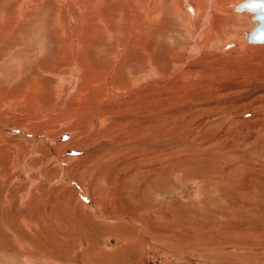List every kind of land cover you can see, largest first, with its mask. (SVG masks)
<instances>
[{
  "label": "rangeland",
  "instance_id": "1",
  "mask_svg": "<svg viewBox=\"0 0 264 264\" xmlns=\"http://www.w3.org/2000/svg\"><path fill=\"white\" fill-rule=\"evenodd\" d=\"M86 1L84 0V3ZM147 1L142 2L143 6L129 2V6L131 3V9H133V6L137 5V9L142 7L143 11L146 12ZM240 1L223 0L228 10ZM12 2L14 0L10 1V3ZM90 2L92 0H88V3ZM102 3L111 9V3H116V0H102ZM160 6L162 14L165 16V23L163 27L160 25L161 23L156 24L155 36L150 37L151 39L159 37V41H163L161 54H155L157 62L154 65L157 75L156 81L164 80L165 82L167 80L168 82L163 84L165 89L160 93L161 98L159 100L147 98L143 107L144 115L149 120L155 119L154 124L157 121L163 125L166 124L165 128H162L164 131L162 129V131L153 130L156 127H149L152 131L147 132L150 134L149 137L145 138V144H132V141L126 143L118 141V138L131 140L124 133L118 134V138L117 133H109L97 139L93 137L94 135L89 136V139H84L82 136L85 135L86 126L83 127L84 130L82 131L79 127L73 129L72 126L68 125L72 122L68 116L52 115L47 117L44 113L32 125L35 128V125L39 124L47 129V136L55 142L52 146L57 152L62 151V148L68 144L70 134L74 138L81 137L76 145L79 150L85 151L94 139L93 145L95 147L90 151L98 149L105 151L106 148L110 147L111 151L104 155L103 159L114 158L108 162L117 164V167L123 171L127 165L144 163L138 172L143 179V189L138 188L136 190L135 188L129 197L130 188L126 187L125 193L128 197H121L113 176L102 180L104 171L99 172L95 168V173L99 172L100 176L96 177L91 185L88 183L73 185V188L79 191L81 185H84L85 188L88 186V198L92 203L86 202L84 207H80L81 205L72 201V195H75L73 192H68L70 194V196L67 195L68 199L57 197L55 187L48 186L49 188L43 189L40 183L44 182V177L37 178L36 184L31 189L21 191L16 189L17 185L12 186L15 191L9 193L12 194L9 195V202L3 201V198L6 191L11 189L4 188V185L2 184V186L0 183V264H148L145 256L147 252H149L148 261H151L152 264H264V43L250 45L243 43L242 46H244L240 48V41L235 38V35L238 33L240 35L243 33L242 31L248 29L251 26V21L247 13L239 14L229 10L228 14L245 16L247 22L243 23L242 26L237 22H234L237 26L225 23V27L223 25L221 29L224 40L215 37V42L213 41L210 46L217 49L229 41H235L234 50L231 49L223 55L220 54L221 57L218 62L195 63L194 71L184 74L190 58L196 57L195 48L193 51L191 50L193 33L188 32V30L194 32L193 25L191 26L189 23L188 29L185 22L186 16L194 17L196 15L194 5L191 3L192 16L190 10L186 8H183L182 13L181 6L175 7L172 0H162ZM220 14L226 15L227 13L221 12ZM111 16L117 17L113 21L119 22L112 24V36L116 41L121 35L120 29L123 30V23L126 24L128 20L126 16L118 17L117 11ZM37 18L36 21L40 25L49 16L45 19L41 16ZM58 25L60 26V21H58ZM44 26L45 29L40 28L39 32H47L48 29H46L45 24L40 27ZM34 27H38V25ZM225 29L226 31H224ZM29 32L27 39L24 35H19L21 43L23 41L31 43L27 46L29 52L26 54H24L25 50L18 54L19 50L16 48L0 50V112L6 107L2 106V98L21 99L17 90L6 97H2V91L9 86L8 80L16 78L19 70L23 72L24 68L28 66L21 73L23 76L25 73L26 75L36 73L35 68L32 72L30 70L35 65V61L40 59L39 57L44 52L52 50V44L49 40H46V44L41 42L42 36L38 34V28L31 29ZM152 40L146 38V52L148 53H151ZM88 42L91 43L93 40ZM96 44L95 40V54L92 53V49L88 48L77 56L78 63L81 65L78 71H75V75H79L80 77H78L82 82L90 79V70L86 69L84 65V59L88 55L95 57L93 64L96 72L95 78L97 77L98 80H101L98 75L102 70H97V68H102L101 63L109 60L106 58L110 55V46L97 48ZM121 50L122 48L118 49L117 57L113 62L119 63L118 54ZM192 52L194 56H191ZM113 54L115 51L111 53V55ZM103 56L106 60H102L100 63ZM175 64L181 68L177 70L181 71L177 76L178 72H173ZM18 66H21V69H18ZM65 66L64 63L60 62V68L64 69ZM134 69V64L126 65V68L122 69L121 76L123 78L119 80L121 86L127 85L130 80L133 82L151 80L149 71L143 70L131 74L130 71ZM170 72H173V75ZM179 75L181 77H178ZM71 77L69 73L63 74L62 80L53 84L57 88H64L68 85V79ZM24 78L27 80L26 77ZM43 80L46 84L43 86L50 87L46 91L44 90L46 96L51 98L53 96L52 90L55 87L52 83L46 82L47 77ZM36 101L38 100L29 101L27 109L22 108L21 105L9 104L7 110H14L15 114L20 115V122L25 123V119L28 117L25 112L32 114L41 111L45 105L47 106L46 102L36 103ZM118 106L117 104L116 108L110 109L109 113L104 116L100 115V117L110 124L112 116L120 114L121 110L129 111L126 106L125 109L123 107L118 108ZM159 122L157 124H160ZM4 123L8 122L4 121ZM168 124L169 126H167ZM9 126L19 128L18 131H25V133L31 132L32 129L26 125L17 127L9 124ZM25 133L23 134L24 138ZM10 135L9 133L7 136L10 137ZM23 137L15 141L19 161L24 159L23 156L29 149V145ZM170 138L171 140L167 143H162ZM27 139L30 141L29 138ZM40 144L35 146H40L38 151H35L38 156L48 152L47 146ZM187 146L190 148L188 149ZM194 150L208 151V157L204 159L203 163L201 162V165L193 164L198 160L197 158L194 159L193 165L186 163L182 164L181 167L166 165L172 161L166 162L169 158L179 156L181 159L184 154ZM104 151L95 153L97 165L104 162L103 159H99ZM9 159V157H3V163L7 164ZM47 159V166L54 163L51 162L52 158L48 157ZM227 162H233L234 165L223 172L222 166ZM28 164L32 169H36L34 161ZM156 165L173 168L172 174L169 172L158 176L162 169L158 171L152 167ZM244 165L246 166L244 167ZM108 167L111 169L108 170L114 174L119 173V170L115 171L110 166ZM48 169L51 167L48 166ZM34 170L31 171L33 175ZM4 173L8 176H6L8 186H10L11 181H14V178H16V182H22L18 171L10 173L5 170ZM174 173L176 175H173ZM203 173L209 175L203 180L196 178ZM53 175L57 182L50 178L52 185L70 184L69 186H71L69 182L63 183L57 174L50 176ZM213 177L215 178L212 179ZM158 179L160 182L154 187L153 185L158 182ZM0 180L4 181V179ZM216 184H218V190L214 189ZM244 187L248 190L253 188L255 191L246 193L241 197V202H238L237 196L240 195L241 189ZM137 191L139 193L138 200L135 199ZM218 191H223L224 194ZM49 196L50 200L52 199L51 203L50 200L47 203ZM21 198L24 199L22 204L19 202ZM58 198L62 199L59 200ZM238 198L240 197L238 196ZM82 199L84 200V198ZM230 203L241 205L236 207L240 208L241 215L245 217H236L238 211ZM244 203L250 205L243 208L242 204ZM136 204L145 206L139 214L145 216L146 220L145 218L143 220L145 224L143 222L138 223L139 216L133 214L139 207ZM64 205L67 206L68 210L65 209ZM102 205L105 208L104 206L102 208ZM149 205H152V208H149ZM147 210L148 212H146ZM152 210L155 211L152 212ZM216 211L222 214L226 212L229 217L223 218L220 216L221 213L218 214ZM20 216L26 218L27 222L29 221L27 226L20 223L22 218ZM39 218H47L51 224L48 221L49 224L47 222L45 224L39 223V221L37 223L36 220ZM124 222L130 224L128 227L131 228V231H118ZM228 222L243 226L237 229L231 227L232 230H228L229 225H225ZM114 225L117 226L114 227ZM111 228H113V232L117 230L120 236H122V232L123 234L127 233L126 239L128 241H122L118 235L110 233L108 229ZM109 237L113 238L114 241L111 245L107 242ZM117 248L119 250L114 251Z\"/></svg>",
  "mask_w": 264,
  "mask_h": 264
},
{
  "label": "bare ground",
  "instance_id": "2",
  "mask_svg": "<svg viewBox=\"0 0 264 264\" xmlns=\"http://www.w3.org/2000/svg\"><path fill=\"white\" fill-rule=\"evenodd\" d=\"M10 1L11 0H0V50L16 48L19 50L18 54L22 53L24 50H25L24 54H26L27 52H29V49L27 48V46H29L31 43H29L28 41L26 42L23 41V43H21L19 35L20 34L24 35V37L27 39L30 33L29 31H31V29H36V28H38V34L42 36L41 42L46 44V40H49V42H51L52 44V50L49 52H44L39 57L40 59H37L35 61V65L30 70L32 72L34 71L33 69L35 68L36 73H28L27 75L25 73L23 76V74L21 73H23L29 66L26 68L22 66V69L24 68V71L22 72L19 70V73L16 75V78L14 79L12 78L8 80V84H9L8 88L6 87L4 88V91H2L3 93L2 97H6L9 94H11L13 91L17 90L19 92V97L21 98V99L18 98L17 100L2 98L3 100L2 106L4 105L6 107L1 110L2 112H0V179H4V181L0 180V183L1 185L2 184L4 185V188L11 189L10 191L9 190L6 191V194H4L3 201L9 202V198H10L9 195H12L9 193L10 192L12 193L15 191L12 189L13 188L12 186L17 185L16 189H19L21 191L23 189H26V190L29 188L31 189L36 184L37 178L44 177V182L40 183V185L43 186V189H47L48 186L55 187V193L57 194V197H62V198L63 197L68 198V196H70L68 192L70 193L73 192L75 193V195H72L73 200L72 199L71 200L74 203H78L79 205H81L80 207L82 206L84 207V205H86V202L87 203L91 202L90 199L88 198V191H89L87 189L88 186L85 188L84 185L83 186L81 185L82 187L80 186L81 190L79 191V190H75V188H73V185H75L76 183L77 184L78 183H88L89 185H91V183L95 181V178L100 176L99 174L100 171H104L102 180L113 176L112 178L115 181L114 183L117 186L118 192L121 197L122 196L128 197V195L129 197H131V192L135 188L136 190L138 188L142 190L143 189L142 186L144 185L143 179L139 176L138 172H140V168L144 163L127 165L125 167V170L123 171L117 167V164L113 162H108V161H112L114 158L103 159L104 155H106L108 152L111 151L110 147L106 148L105 151L104 149L90 151V149L95 147V145H93V142L95 141V139L99 138L100 136L107 135L109 133L110 134L117 133L116 134L117 138H118V134L124 133V135L127 138L131 139V140H123V139L118 138L119 142L126 143L128 141H132V144H135V143L145 144L146 142L145 138L149 137V134H150L147 132L151 130V128L149 127H156V129L153 128V130H161L162 128L164 129L166 126V124L163 125V123H160L159 121H157L156 124H154L155 122L154 117H153L154 120L152 119L149 120V118H147V116L144 115V107H143V103L147 101V98L149 99L155 98L159 100V98H161V95H160L161 91L165 89V87H163L164 86L163 84H167L168 82L167 80L165 82L164 80L156 81L157 75H156V70H155L154 65L157 62L155 60V54L156 53L159 55L161 54L163 50V47H162L163 41L162 42L159 41L160 40L159 37H156V39L152 38L153 40L150 37V36L152 37L155 36L154 29H157L155 27L156 24L158 25L159 23H161L160 25L163 27L165 23V20H164L165 16L162 14V9L160 6V2H162V0L161 1L148 0L145 5L146 12L143 11L142 7H139V9L136 8L137 5L139 4L143 6L142 2H144V0H116V3H111V9H109L108 6H106V4L102 3V0H92V2H90L91 4L88 3V0L86 1V3H84V0H14V2L12 3H10ZM172 1H173V4H175V7L179 8V6H181L180 8L182 9V13H183V8L190 10L191 16L193 15L191 13V10H193L191 9V3H192L194 5V11L196 13L194 17H189V16L185 17L187 28L189 27L188 25L189 23H191V26L193 25L192 28L194 32H191L190 30H188V32H190V34L193 33L192 35L193 45H191L192 46L191 50L193 51V48H195L196 57L194 58L189 57L191 60L189 63H187L186 65L187 69L183 72L184 74L193 72L195 63L220 61L219 59L221 57L220 54L223 55V53L216 52V49L215 48L213 49V47L210 45L214 41L215 37L221 38L220 40H224L223 38L224 34L221 35V32H222L221 29L223 28V25L225 27V23L234 24L237 26V24L234 23V22H237V23H240L239 25L242 26L243 23L245 24L247 22V18L243 15L235 16L237 14H233V13L228 14L229 10L230 11L234 10L235 4L232 5L228 10L227 7H225L224 5L223 0H172ZM129 2H135V4H137L133 6L134 10L131 9L132 7L131 3L129 6ZM116 11H117L118 17L126 16V19L128 21L126 24L123 23V30L121 31L120 29L121 35L115 41L114 36H112V24L114 22L116 23H119V22H117V20L113 21V19L117 17L111 16V15L116 13ZM221 12L227 13V14L226 15L220 14ZM236 13H239V12H236ZM239 14H246V13H239ZM39 16H41L44 19L45 17L47 18V16H49V18L47 20L46 19L43 20L44 21L43 24L39 25V22L36 21V18ZM58 21H60V26L58 25ZM44 24L47 26L46 28L48 29L47 32H39L40 28L45 29V26L40 27ZM36 25H38V27H34ZM226 29L224 31H226ZM227 33H231V32H227ZM146 38L153 41L151 45V53L146 52V49H147L146 48ZM235 38L240 41V45H241L240 48L244 46V45L242 46L243 43L246 44L242 39V33H240V35L239 33L236 34ZM89 40H93V42L89 43L88 42ZM95 40L97 44H99V45L96 44L97 48L98 47L106 48L107 45L110 46L111 52H110L109 57L106 58L109 60L105 61L104 63H101L102 60H106L104 56L103 58H101L100 63L103 65V67L97 68V70H102L100 75H98V77H100L101 80H98L96 79L97 77L95 78L96 72H95L94 64H93L95 63V57H92V55H88L84 59L85 61L84 65L86 69L90 70V75H89L90 79L88 78V81L84 80L82 82L79 78L80 76L75 75V71H78L79 66L81 65L78 63L77 56L88 48L92 49V53L95 54ZM228 43H232V42L229 41ZM235 47H236V44L234 47H231L229 51L231 49L234 50ZM120 48H122V50L118 54L119 63L113 62L115 57H117L116 53L118 52V49ZM113 51H115V54L111 55ZM174 51L176 52V50ZM112 56H113V59H112ZM191 56H194L193 52ZM60 62L66 65L64 69L59 67ZM112 63H113V67H112ZM130 64H134V67H135L134 70L130 71L131 74H135L139 71L146 70L150 72L151 80L145 79V81L143 80L144 82L143 81L133 82L132 80L130 81L127 80L128 84L127 85L124 84V86H121V81L119 80L123 78L121 76L123 73L122 69H125L126 65L130 66ZM18 69H21V66H18ZM179 69L181 68L178 66V64H175L173 66V72L175 71L176 73L178 72L176 76L180 74L181 72V71H177ZM173 72L172 73L170 72V73L173 75ZM66 73H69V76H72L71 78L68 79L69 81L68 85H66V87L64 88H57L56 86H54L55 83H58L59 81L62 80L63 74L65 75ZM170 75H167V76L169 77ZM24 77H26L27 80ZM45 77H47L46 82L48 84L52 83L53 87H55L54 90H52L53 96L51 98L47 97L45 93V91L48 88H50V87L47 88L46 86L45 87L43 86L44 84L43 79ZM178 77H181V76L179 75ZM47 95H48V92H47ZM27 99L30 102L31 100L36 99L38 100L36 101V103L41 102V101L46 102L47 106L44 103L45 107H43L41 111H37L32 114L25 112L26 114H28V117L25 119V123H24V122H20L21 117L18 113L15 114L16 112H14V110L12 109L7 110V108L9 104H11L15 106L21 105L22 108L27 109L26 107L28 106V103H29ZM117 104L119 105L118 108L119 107L124 108L126 106L129 108L128 109L129 111L121 110L120 114L116 116H112L111 118L112 122L110 124L105 122L104 118L102 119L100 115L102 116L106 115L107 113H109V110L114 109V107ZM130 105H133V106H130ZM47 111H50V112L46 113ZM4 113H7L9 115L7 116ZM44 113H45V116L47 117L52 116V115L65 116V117L68 116L69 118H71V121H72L71 123H68V125L72 126L73 129H76L77 127H79L80 131H82L84 130L83 127L86 126L84 130L85 135L82 136V138L89 139L90 138L89 136L94 135L93 137H95V139L92 140V142H90L89 140L90 145L89 144L88 145L90 147H88L84 151V150H79L78 148H76V145L79 143L81 137L74 138L73 135L69 134V136L71 137L68 139V144H66L65 147L62 148V151L60 152L55 151L52 146L55 142L51 140L50 138H48L47 129L45 127L40 126L39 124H36L35 128L32 126L33 124H35L34 121L38 120ZM4 121L8 123H4ZM158 122L160 124H157ZM9 124L13 126H17V127H20L21 125H26V127L30 126L32 129L30 130L31 132L28 131V133H25V131L20 132L18 131L19 128L17 129L15 127H11L9 126ZM167 126H169V124ZM9 133L11 134L10 137L7 136ZM24 133H25V138L23 137ZM22 137L24 138V141L28 143L29 149L27 153L25 151L26 154L24 153L25 154L23 156L24 159L22 161H19L20 159L17 157L15 141L21 139ZM27 138H29L30 141ZM170 140L171 138L168 139L166 142L164 141L162 143L165 144ZM182 140L185 141L184 138H182ZM40 143L47 146L48 152L45 154H41V155L39 154L40 156H38L35 154V151H38V147L40 146H37V147L35 146L36 144L41 145ZM187 147L188 149L190 148L189 146ZM103 151L104 153L99 157V159H103L104 162H101L100 164L97 165V163H95V153H101ZM192 156L194 157L192 158ZM3 157L10 158L9 161L6 162L7 164L3 163ZM48 157L52 158L51 162H54L53 164H48V166L51 167V169H48V166L46 165ZM207 157H208L207 150L206 151H203V150L195 151L194 150L187 154H184L183 158L181 159L179 156H173L169 158L168 160H166V162L171 161V160L172 161L166 165L181 167V165L184 163L192 164L195 158H197L198 160L193 164L201 165V162L203 163L204 159H207ZM212 158H213L212 160H214V157ZM33 161L35 163L34 167H36L35 170L34 168L32 169L31 166H29L28 164L29 162H33ZM106 164L115 171L119 170V173L114 174L112 171H109L108 169L110 168ZM233 165H234L233 162L225 163L222 166V171L225 172L226 169H230ZM245 166L246 165H244V167ZM152 167L158 171H161L162 169V171L160 172V174H158V176L163 175L164 173H169V172L171 173V171H173V168L163 167V165L162 166L156 165ZM95 168L99 172L95 173ZM5 170H8L10 173L18 171L20 173L19 177L22 182H16V178H14V181L13 182L11 181L9 183L10 186H8L6 183L7 174L4 173ZM32 170H34V175L31 174L33 173L31 172ZM23 172H26V173H23ZM29 173L30 175L28 176ZM51 174L59 175L58 178L60 177V180L63 183L69 182L71 183V186H69L70 184L69 185L65 184L64 186L56 185V184L52 185V180L53 179L55 180V178H54V175L50 176ZM173 175H176V174L174 173ZM208 175L209 174L205 175V173H203L200 176H196V178L203 180ZM263 176H264V173H263ZM215 177H213L212 179H214ZM74 181L76 182L74 183ZM159 182L160 180L158 179V182L154 183L153 186L154 187L157 186ZM217 185L218 184L214 186L215 190H218ZM126 187L130 188V190L128 191L129 192L128 195H126L125 193ZM254 191L255 190L253 188L251 190L245 189V187L241 189L240 195H238L240 198H238L237 196L238 202H241V197H243L246 193L247 194L253 193ZM218 192L224 194L223 191H218ZM82 198H84V200ZM24 199L21 198L19 202L22 204ZM58 199L61 200L60 198ZM135 199L136 200L139 199L138 191L136 193ZM49 200H50V196L47 199V203ZM51 200H50V203H51ZM125 204H126V201H125ZM230 204L233 205L235 209L238 211L236 217H239V216L245 217L241 215L240 208L236 207V206H241V205L233 204V203H230ZM249 205H250L249 203L242 204L243 208ZM103 206L104 205H102V208ZM138 206H139L137 208L138 210H135L134 208L135 211L133 214L139 216L138 223L141 224L145 216H141L139 214L142 211V209L144 210L145 206L144 207L142 205H138ZM65 207H66L65 209L68 210L67 206ZM149 208H152V205H149ZM153 211L155 210H152V212ZM146 212H148V210ZM216 212L218 214L221 213L218 211ZM263 214L261 213V215ZM252 215L250 216L253 217ZM220 216L223 218L229 217L226 212H224L223 214L221 213ZM47 218H39V220H36V222L38 223L39 221V223L45 224L48 221L51 224L49 220L50 218L49 219ZM20 223H22L23 226H27L29 224V221L27 222L26 218L22 217L20 219ZM129 225L128 223L124 222L121 225V227L118 229V231H121V230L131 231V228L128 227ZM225 225H229L228 230L230 229L232 230L231 227H234L235 229H237L243 226L242 224L237 225L236 223H229V222L225 223ZM115 226L117 225H114V227ZM112 229L113 228L108 229L110 233H114L115 235H118L120 239H122V241L127 240L126 239V237L128 236L127 233L123 234L122 232V236H120V233L117 230L113 232ZM117 250L119 249L117 248L114 251H117ZM147 254L149 256V252H147L146 255ZM148 263L152 264L151 261H148Z\"/></svg>",
  "mask_w": 264,
  "mask_h": 264
},
{
  "label": "water",
  "instance_id": "3",
  "mask_svg": "<svg viewBox=\"0 0 264 264\" xmlns=\"http://www.w3.org/2000/svg\"><path fill=\"white\" fill-rule=\"evenodd\" d=\"M233 11L249 15L251 26L242 31L243 41L247 45L264 43V0H241L234 5ZM234 46L235 41L218 47L216 52L225 53ZM107 242L109 245L113 244V238H107ZM145 256L148 263V254H145Z\"/></svg>",
  "mask_w": 264,
  "mask_h": 264
},
{
  "label": "flooded vegetation",
  "instance_id": "4",
  "mask_svg": "<svg viewBox=\"0 0 264 264\" xmlns=\"http://www.w3.org/2000/svg\"><path fill=\"white\" fill-rule=\"evenodd\" d=\"M156 264V263H155ZM158 264V263H157Z\"/></svg>",
  "mask_w": 264,
  "mask_h": 264
}]
</instances>
